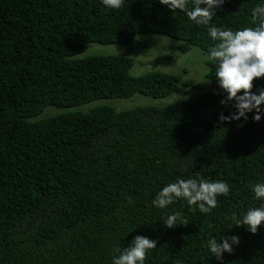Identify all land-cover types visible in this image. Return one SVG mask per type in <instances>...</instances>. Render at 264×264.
I'll return each mask as SVG.
<instances>
[{"label": "trees", "instance_id": "1", "mask_svg": "<svg viewBox=\"0 0 264 264\" xmlns=\"http://www.w3.org/2000/svg\"><path fill=\"white\" fill-rule=\"evenodd\" d=\"M258 4L264 0H224L209 23L254 27ZM207 27L159 0H124L108 10L99 0H0V264H111L116 248L137 235L157 242L145 264H219L206 242L232 235L239 244L223 264H264V226L252 234L234 219L261 203L250 186L264 182V116L218 121L235 110L221 104ZM140 34L183 42V53L201 51L213 90L164 106H99L38 119L49 106L175 93L174 75L130 76L131 58L72 59L89 43L126 44ZM182 85L185 95L199 88L192 80ZM258 89L264 77L253 80L251 91ZM178 177L223 180L230 192L208 214L183 199L153 207L156 193ZM172 214L187 224L164 227Z\"/></svg>", "mask_w": 264, "mask_h": 264}, {"label": "clouds", "instance_id": "2", "mask_svg": "<svg viewBox=\"0 0 264 264\" xmlns=\"http://www.w3.org/2000/svg\"><path fill=\"white\" fill-rule=\"evenodd\" d=\"M106 9L121 8L124 0H99ZM171 11L184 13L195 25L208 26L207 35L214 46L208 50V59L214 62V76L219 89L224 93L221 104L231 103L234 112L218 116L219 122L246 121L252 113L253 122H259L264 116V89L251 91L253 80L264 77V4H258L251 10V17L257 21L254 27L238 30L223 29L210 25L216 15V9L224 0H159ZM241 93V94H238ZM253 198L260 201V206L250 207L239 217H234L235 226H243L249 233L255 234L264 226V182L250 186ZM230 192L228 182L223 180H206L203 178H177L175 182L163 186L151 201L157 209H166L179 199L186 201L190 210L208 214L217 206V196H227ZM131 202V201H129ZM166 228H173L180 223L176 214L162 219ZM219 241V242H218ZM156 240L137 235L126 248H116V255L111 264H145L146 255L156 248ZM239 244V237L220 236L209 238L206 247L211 257L223 264V255L231 254L234 246Z\"/></svg>", "mask_w": 264, "mask_h": 264}, {"label": "rangeland", "instance_id": "3", "mask_svg": "<svg viewBox=\"0 0 264 264\" xmlns=\"http://www.w3.org/2000/svg\"><path fill=\"white\" fill-rule=\"evenodd\" d=\"M181 44L184 43L163 35L144 34L137 35L132 42L126 44L101 45L89 43L83 52L72 56V59H82L90 56H121L131 58L133 65L129 70L130 76L139 77L150 72L168 73L178 79L177 91L164 98H151L135 94L126 99H101L70 108L49 106L44 109L42 114L37 116L38 119L51 116L55 113H85L99 106L111 107L115 111L120 112L143 106H164L185 98L197 99L208 90H213L212 83L204 77L208 71L205 64L206 55L195 47H192L185 53L180 52L177 47ZM185 80H192L198 84L199 88L185 95L184 91L187 89L182 85V82Z\"/></svg>", "mask_w": 264, "mask_h": 264}]
</instances>
